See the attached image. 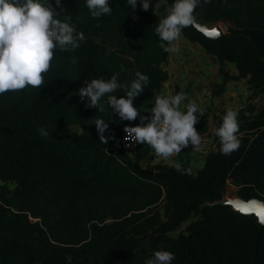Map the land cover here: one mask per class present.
<instances>
[{"label":"trees","instance_id":"trees-1","mask_svg":"<svg viewBox=\"0 0 264 264\" xmlns=\"http://www.w3.org/2000/svg\"><path fill=\"white\" fill-rule=\"evenodd\" d=\"M39 2L55 7V0ZM165 2L158 8L163 18L175 0ZM61 5L65 11L56 18L69 16L86 39L74 50H54L42 89L0 95V264H146L156 251L174 253L171 264H264V226L214 204L229 181L240 199L264 201V105L251 102L264 100V0H201L194 12L205 24L226 25L224 35L211 40L192 25L182 30V38L220 65L223 80L213 96L241 78L251 91L237 112L239 150L222 154L216 130L224 116H212L214 149L195 173L183 164L184 172L176 163L146 166L153 160L146 144L128 159L114 149L126 121L107 95L103 112L79 97L86 83L115 75L121 87L110 95L126 98L140 72L149 84L133 105L148 109L167 79L169 53L159 46V24L139 0L135 10L127 0H109L112 12L100 18L91 16L86 0ZM179 92L186 94L177 89L171 96ZM96 119L109 124L107 144ZM209 122L205 112L194 125L201 136Z\"/></svg>","mask_w":264,"mask_h":264},{"label":"clouds","instance_id":"clouds-1","mask_svg":"<svg viewBox=\"0 0 264 264\" xmlns=\"http://www.w3.org/2000/svg\"><path fill=\"white\" fill-rule=\"evenodd\" d=\"M86 2L93 18L110 15L112 12L109 0ZM137 2L138 0H127L132 10L136 9ZM139 2L143 11L149 10L150 0ZM200 2L201 0H175L167 10L166 18L155 30L162 41L159 46L164 52L179 51L176 43L182 37V30L193 25V13ZM204 2L208 3L210 0ZM64 11L61 0H55V7L51 3L44 5L39 0H0V95L28 87L42 89L45 83L44 74L50 71L54 59V50L57 47L63 50L80 47L79 42L86 39L84 33L76 32L69 22V16L65 15L63 20L56 18ZM76 62L74 57L72 63ZM136 77L125 93L126 98L110 95L121 87L115 75L111 79H93L86 83V86L79 89V97L81 101L87 100L86 107L97 108L99 112H103L105 109L100 101L107 95V104L121 120L135 121L139 117L141 124L124 127L127 134L124 140L149 145L156 156L165 161L180 154L189 144L193 146V150H199L202 137L194 125L199 122V117L204 116V110L195 102H190L186 106V112L183 111L181 106L187 96L179 92L174 96H157L149 110L151 116H140L133 101L145 91L149 77L140 72L136 73ZM145 121L148 122L144 123ZM95 126L100 141L107 144L108 138L104 136V132L109 124L104 119H96ZM39 132L42 136L48 135L44 128H40ZM238 133V113L230 109L216 130L222 154L231 155L239 150L241 141ZM174 167L178 172L185 171L179 163L174 164ZM236 210L243 215L254 214L257 222L264 226V202H240L236 205ZM174 259V253L156 251L154 258L147 260L146 264H171Z\"/></svg>","mask_w":264,"mask_h":264},{"label":"crops","instance_id":"crops-1","mask_svg":"<svg viewBox=\"0 0 264 264\" xmlns=\"http://www.w3.org/2000/svg\"><path fill=\"white\" fill-rule=\"evenodd\" d=\"M176 47L179 51L169 53L167 62L163 66L167 73V79L164 83L165 92L171 96L177 89L186 91L187 99L181 106L182 110L184 111L188 103L195 102L199 108L204 110V113L208 112L210 117L209 131L201 136L202 144L199 150H193V146L189 144L188 147L181 150L180 154L170 157L168 161L157 157L151 148L153 160L146 166L157 163L166 165L179 163L186 165L190 171L195 173L202 167L208 152L214 149L212 116H225L230 109L238 112L249 101L251 91L247 79L241 78L236 81H229L222 94L213 96V87L221 84L223 80L219 63L212 60L201 46L182 37L176 43ZM227 67L230 75L237 73L233 64H228ZM253 101L251 102L253 103ZM139 115L143 116L142 111L139 112ZM131 122L134 126L141 124L139 117Z\"/></svg>","mask_w":264,"mask_h":264},{"label":"rangeland","instance_id":"rangeland-1","mask_svg":"<svg viewBox=\"0 0 264 264\" xmlns=\"http://www.w3.org/2000/svg\"><path fill=\"white\" fill-rule=\"evenodd\" d=\"M165 3H166L165 0H150V7H149V10H148V14L158 24L164 19L163 16L160 15V13L158 11V8L160 6L165 5ZM155 5H158V7H155ZM193 15L196 17L198 22L203 23L199 12H194ZM207 25L209 27H214L216 25L220 26L223 29V31L225 30V27H226V25H224L223 23H217L215 25H211V24H207ZM254 101H253V103H254L253 105H255L257 108H262L263 107V105H264V100L263 99L256 98V99H254ZM73 129H75V128H73ZM236 192H237V187L231 181H229L228 184H227L226 190H225V196L224 197H229V198L237 197L236 196ZM186 224L187 223H185V224L183 223L182 227L178 231H181L183 229V227H185ZM178 231L174 232L172 234V236H175Z\"/></svg>","mask_w":264,"mask_h":264},{"label":"water","instance_id":"water-1","mask_svg":"<svg viewBox=\"0 0 264 264\" xmlns=\"http://www.w3.org/2000/svg\"><path fill=\"white\" fill-rule=\"evenodd\" d=\"M194 16V15H193ZM198 32H200L202 34V36L204 35L206 38H209L211 40H217L219 39L221 36L224 35V31L220 26H214V27H209L207 24L205 23H201L198 22L196 17L194 16V23L192 25ZM251 200H256V201H262L259 198H251L249 200H243L240 199L239 197H223L220 201L215 202V205H224V206H229L231 207L235 212L240 213L239 211L236 210V205L240 202H248ZM264 202V201H262ZM241 214V213H240ZM243 215V214H242ZM248 216H254L256 219L257 217L253 214V215H248Z\"/></svg>","mask_w":264,"mask_h":264},{"label":"built area","instance_id":"built-area-1","mask_svg":"<svg viewBox=\"0 0 264 264\" xmlns=\"http://www.w3.org/2000/svg\"><path fill=\"white\" fill-rule=\"evenodd\" d=\"M159 96H169L166 92H165V85L163 84L162 88H161V92H160V95ZM154 100L151 102L150 106L148 109L146 110H143L142 111V114L143 116H151V112L149 111L153 105H154ZM125 126H134L133 123L131 121H126L125 125L123 126V129H122V134H121V138L120 140L114 145V149L116 150H121L122 152L125 153V155L128 157V159L132 160L133 159V151L137 148L138 144H135V143H132V142H127L124 140V137L127 135L125 132H124V127ZM146 164L143 163V162H139L138 163V166L142 167V166H145ZM228 184V183H227Z\"/></svg>","mask_w":264,"mask_h":264}]
</instances>
